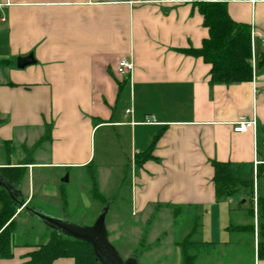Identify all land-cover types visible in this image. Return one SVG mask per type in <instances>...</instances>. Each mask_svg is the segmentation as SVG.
Returning <instances> with one entry per match:
<instances>
[{
    "label": "crops",
    "instance_id": "crops-1",
    "mask_svg": "<svg viewBox=\"0 0 264 264\" xmlns=\"http://www.w3.org/2000/svg\"><path fill=\"white\" fill-rule=\"evenodd\" d=\"M198 1L0 0V146L16 145L10 165L25 161L21 148L51 126L47 160L32 158L19 183L7 182L16 195L29 205L36 179L30 168H40L37 199L57 197L55 173L45 169L92 167L94 136L112 127L122 140L117 152H128L132 165L131 178L119 182L131 213L162 206L202 213L213 219L210 237L198 243L213 247L223 232H247L254 247L255 232L257 248L258 199H264V0H225L230 17L250 25L253 59L251 79L229 84L209 83L210 65L183 51L199 48L208 36ZM28 54L34 63L18 68L16 58ZM122 57L134 64L126 76L115 69ZM149 116L155 123L143 122ZM242 118L255 119V128L234 132ZM32 126L38 129L33 142ZM212 160L229 162L238 178L251 181L249 196L242 190L217 200ZM243 212L247 221L224 226L219 220ZM16 224L13 256L0 264H23L40 244L16 241ZM50 264L74 261L60 257Z\"/></svg>",
    "mask_w": 264,
    "mask_h": 264
},
{
    "label": "rangeland",
    "instance_id": "rangeland-1",
    "mask_svg": "<svg viewBox=\"0 0 264 264\" xmlns=\"http://www.w3.org/2000/svg\"><path fill=\"white\" fill-rule=\"evenodd\" d=\"M45 127L51 126L44 125V131ZM105 130L107 133H104ZM116 132L119 131L112 127L103 128L99 129L94 136V160L91 166L96 168L98 187L96 189L99 190V197H93V193H91L89 173L92 167L68 170L64 168L45 169L48 170L47 172L55 173L52 182L59 186L60 191L63 190V194H58L55 198L54 196L44 197L46 201L41 202L37 199V194L41 190V186L38 188L37 177L44 169L30 168V173L32 172L31 174L36 179L35 185H33L34 199L29 203V206L40 207L38 209L46 214L86 225L92 224L99 210L107 206L106 228L109 241L123 258L138 254L139 257H136L138 264H178L179 260L182 264V258H178L179 243L185 242V240L197 242L194 251L198 252L192 264H257V248L255 247L257 235L255 232L254 247L250 243L251 238L247 232L237 235L236 232L230 231L223 232L219 238L221 243L212 247L206 242L198 243L210 237V221L213 218L209 215H202V213L195 215L185 209L176 214V208L170 206H162L158 209L149 207L141 214L131 213L129 201L127 197H124L126 194L121 195L122 188H119V182L121 179L131 178L132 172L129 171L132 165L127 162L128 152L124 154L116 150L117 142L121 140ZM27 133L33 142L38 129L33 126L29 127ZM48 142L49 140L36 148L33 145L23 146L21 149L24 157L30 158L31 161L32 158L37 161L47 160L49 156ZM9 147L11 152L13 151L11 157L14 159L17 156L16 145L11 144ZM5 149L0 146V163L6 160ZM126 169L127 171H125ZM66 174L67 181L62 183L61 178ZM117 191L120 193L117 194ZM123 191L125 192L124 187ZM15 214H19L16 223L19 221L20 224L15 236L16 241L28 244L45 243L50 235V229L45 228L37 218L24 209L16 210L14 216ZM238 214V216L231 214L229 218L221 216L219 220L224 223V226H227L230 221L234 223L237 220L239 222L247 221L248 213ZM185 233L189 234L185 237Z\"/></svg>",
    "mask_w": 264,
    "mask_h": 264
},
{
    "label": "trees",
    "instance_id": "trees-1",
    "mask_svg": "<svg viewBox=\"0 0 264 264\" xmlns=\"http://www.w3.org/2000/svg\"><path fill=\"white\" fill-rule=\"evenodd\" d=\"M197 8L203 18V24L208 30V36L202 40L199 48H185L183 50L185 54L201 57L204 62L210 65L209 83L211 84L249 81L252 77L250 25L237 22L230 17L225 0H200L197 2ZM48 139H50V127H45L44 134L33 144V147H38ZM5 148L6 163L0 166V175L11 182L19 183L26 170L25 164L32 162L30 159H26L23 162L10 165L11 149H9L8 143ZM211 165L217 200L242 190L249 196L252 191V182L238 178L229 162L212 160ZM95 174V169L92 168L89 173L91 193H93V197H99ZM60 192L63 194V190ZM258 207L261 222L256 254L258 259H264V199H258ZM15 211L16 207L8 192L0 186V258L3 259L13 256V237L17 228L13 217ZM248 211L252 215V206L248 208ZM240 228L248 229L249 226ZM179 244L182 264H192L198 252L194 251L196 243L185 240ZM33 247L25 255L27 260L23 264H50L60 257L72 258L74 264H100L89 243L58 234L51 229L45 243Z\"/></svg>",
    "mask_w": 264,
    "mask_h": 264
},
{
    "label": "water",
    "instance_id": "water-1",
    "mask_svg": "<svg viewBox=\"0 0 264 264\" xmlns=\"http://www.w3.org/2000/svg\"><path fill=\"white\" fill-rule=\"evenodd\" d=\"M32 63H34L32 54L16 58L18 68H24ZM61 181H67V174L61 178ZM7 182L12 183L0 175V186L6 189L16 209L26 210L30 215L37 218L42 225L58 234L89 243L96 260L100 264H138L135 255L123 258L109 241L106 228L107 206L99 210L92 224L77 223L67 218L46 214L38 208L29 206L26 199L19 194L16 195L12 188L7 185Z\"/></svg>",
    "mask_w": 264,
    "mask_h": 264
},
{
    "label": "built area",
    "instance_id": "built-area-1",
    "mask_svg": "<svg viewBox=\"0 0 264 264\" xmlns=\"http://www.w3.org/2000/svg\"><path fill=\"white\" fill-rule=\"evenodd\" d=\"M239 1V0H235ZM251 63L253 64V59L251 60ZM134 64L131 60L122 57L117 61L116 64V72L120 75H129L133 71ZM132 109L128 108L126 109V113H131ZM144 123L150 124V123H155V120L153 116L146 117L145 120L143 121ZM255 119H240L237 122L234 123L232 130L234 132H245L248 129H254L255 128Z\"/></svg>",
    "mask_w": 264,
    "mask_h": 264
}]
</instances>
